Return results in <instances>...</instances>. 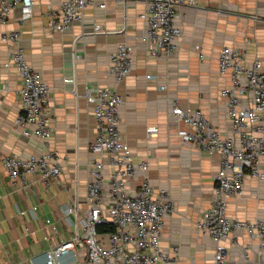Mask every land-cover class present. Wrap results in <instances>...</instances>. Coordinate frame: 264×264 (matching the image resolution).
Masks as SVG:
<instances>
[{"label": "crops", "instance_id": "0c3cea01", "mask_svg": "<svg viewBox=\"0 0 264 264\" xmlns=\"http://www.w3.org/2000/svg\"><path fill=\"white\" fill-rule=\"evenodd\" d=\"M61 1L34 0L31 17L21 21L16 10L0 24V35L20 31L26 58L52 90L51 136L44 141L26 139L13 123L21 110L20 77L14 67L3 66L9 47L0 38V264L41 261L44 252L71 237L76 218L66 209L73 200L79 217L85 214L90 179L86 164L99 156L90 151L95 121L92 105L85 99L86 90L93 87L113 88L122 97L119 130L133 161L147 163L153 197L166 191L165 200L172 203V211L164 214L160 236L164 252L173 257L169 264H215L214 246L195 223L213 200L220 155L184 143L177 133L183 124L171 115V109L176 101L186 111L198 110L219 133L231 134L232 122L220 95L228 79L219 73L218 52L222 46L239 49L245 53L246 65L258 59L264 69V0H199L180 7L181 35L168 58L150 54L142 38L145 22L139 14L147 0H89L80 23L65 32H53L48 25L50 11ZM95 26L101 31L95 32ZM122 41L134 47L132 69L115 83L107 72V53ZM147 74L154 79H146ZM71 77L74 82L67 83L65 79ZM240 100L249 104L246 97ZM44 153L61 165L58 179L44 183L38 174H30L27 186H22L4 172L3 155ZM140 181V174L130 179L129 189L134 191ZM263 195L264 182L248 177L243 194L228 199L227 213L241 219L264 217ZM33 206L36 209L31 212ZM225 245L224 264H264V250L246 232L231 233ZM68 261L69 257L63 258Z\"/></svg>", "mask_w": 264, "mask_h": 264}, {"label": "built area", "instance_id": "2783aa9c", "mask_svg": "<svg viewBox=\"0 0 264 264\" xmlns=\"http://www.w3.org/2000/svg\"><path fill=\"white\" fill-rule=\"evenodd\" d=\"M198 2L147 0L139 17L145 22L142 38L150 54L168 58L175 52L181 35L178 9ZM88 3L89 0H62L56 10L50 11V30L65 32L73 23H80ZM34 4V0H0V24H5L16 10L21 21L31 17ZM93 30L101 31L99 26ZM0 38L9 47L3 66L14 67L20 77L17 96L21 110L14 119V126L26 139L44 141L52 134L48 106L52 90L26 58L20 31H5ZM133 50L131 44L122 41L107 53V72L115 83L122 82L131 73ZM218 53L219 73L228 79L220 95L232 122L231 134L219 133L203 113L186 111L176 101H173L171 115L183 124L177 133L184 143L220 155L213 200L201 212L195 228L211 240L215 264H224L228 254L225 242L231 233L246 232L249 240L264 250V217L241 219L227 213L228 199H237L243 194L246 178L264 182V69L258 59L246 65L245 53L239 49L222 46ZM145 77L154 79L150 74ZM65 81L73 83L74 79L66 78ZM243 97L249 104L241 103ZM85 99L92 105L95 121L90 151L99 155L86 164L90 177L86 183V212L79 217L77 202L73 200L66 209V213L76 218L71 237L44 252L41 261L31 258L29 264L173 262V257L165 253L160 244L164 214L172 211V203L165 200L166 191H160L158 198L153 197V188L146 175L147 163L133 161L125 136L119 130L118 110L123 103L122 97L113 88L93 87L86 90ZM1 159L10 181L22 186H27L30 174H38L45 183L58 179L62 173L61 165L47 153L3 155ZM106 170H109L108 175H105ZM138 174L141 175L140 185L131 191L128 181ZM35 209L33 206L30 211ZM178 250V246L173 248L175 253ZM64 257H69L68 263L63 262Z\"/></svg>", "mask_w": 264, "mask_h": 264}]
</instances>
